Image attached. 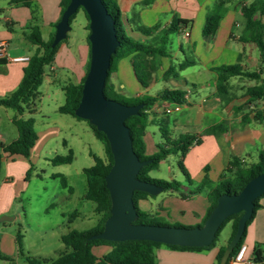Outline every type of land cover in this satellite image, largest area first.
Returning a JSON list of instances; mask_svg holds the SVG:
<instances>
[{
    "label": "crops",
    "instance_id": "1",
    "mask_svg": "<svg viewBox=\"0 0 264 264\" xmlns=\"http://www.w3.org/2000/svg\"><path fill=\"white\" fill-rule=\"evenodd\" d=\"M60 1L31 0V6L28 7L12 3L10 0H0V41L7 43L8 56H30L35 51L36 45L25 38V34H28L35 24L39 28L42 40L50 39L61 16ZM221 1L148 0L145 4L144 0H116L126 33L144 43L156 42L161 30L168 27L173 17L186 20L187 23L177 31L184 42L180 40L176 50L168 47L169 56L161 57L160 65L155 70L148 68L147 65L143 66L150 72L146 87H142L133 75L131 55L119 59L115 70L109 76V83L113 89L125 90L130 100L156 95L163 89L188 91L186 102L176 111L165 113L163 107L166 102L158 101L148 108V123L143 136L145 154H153L157 150V144L162 141L161 124L169 131L171 137L183 133L195 134L201 142L189 147L182 157L183 164L190 177L199 179L207 175L212 184L224 174L225 167L233 157L240 159L244 164L253 163L258 160L259 152L264 150V120L252 119L255 110L264 108V99L250 102L245 94L247 87L264 80V63L259 50L253 43L242 38L245 24L242 7L249 5L253 0H229L223 4ZM211 12L221 15L218 27L213 36H204L202 27L206 15ZM255 17L258 18V15ZM138 24L158 28L151 35H144L135 29ZM184 28L188 31V36L183 34ZM186 57L194 59L196 63L181 70L177 69V65ZM88 59L87 37L74 43H70L69 38L60 42L50 63L53 69L50 70L47 65L44 70L41 83L44 89L40 91V98L31 114L34 117L37 138L30 148L28 157L0 152V216L12 214L11 219H0V253L7 252L13 255L17 250L15 238L18 228L15 222L19 214L12 210L20 195L26 190L19 186V182L22 183L29 164L34 165L42 158L50 162L55 155L48 157L47 154L52 144L58 140H61L63 147L67 151L71 150L73 154V145L78 142L79 131L85 132V120L60 113L58 107L65 102L63 88L69 83L80 82L85 74ZM234 63H239L248 70L260 71V80L230 77L228 80L230 96L220 98L216 95L217 75L212 68ZM25 65L26 62L11 61L8 57L0 59V98L17 87ZM170 65L174 66L176 74L165 76L164 72ZM50 92L54 96L53 103L44 108V97H50ZM23 115L26 117L29 114ZM13 116L12 109L0 105V144H7L17 137ZM155 129L159 131V135L155 134ZM64 132L69 134L70 139L64 138ZM91 133L94 136L92 131ZM175 155L179 158L178 154ZM162 161H166V157L160 162ZM66 164L68 163L52 164L55 170L49 172L48 176L53 178L51 174H62L71 190L67 187L62 188L67 190V195H72L74 187L66 172L62 171L63 165ZM147 200L148 198L142 199ZM209 204L210 202L204 208L203 217ZM259 204L260 207L246 229L244 243L248 247V254H251L256 243L264 244V195L259 199ZM9 221L10 223H5ZM6 244L11 251H5ZM162 245L154 249L156 264L160 262L215 264L216 254L220 248V245L215 244L208 250L196 251ZM108 250L107 245L92 248L95 255H102ZM1 264L26 262L14 258L2 261Z\"/></svg>",
    "mask_w": 264,
    "mask_h": 264
},
{
    "label": "trees",
    "instance_id": "2",
    "mask_svg": "<svg viewBox=\"0 0 264 264\" xmlns=\"http://www.w3.org/2000/svg\"><path fill=\"white\" fill-rule=\"evenodd\" d=\"M10 1L15 4H21L28 7L31 6V0ZM101 1L107 8V11L112 18L116 37L119 41L114 53L110 58V65L103 88L105 96L108 97L109 93L115 92L112 85L109 83V76L111 72L115 70L117 61L128 55L133 57L132 68L136 80L142 87H146L150 78V72H147L143 66L147 65L148 68L155 70L160 65V58L169 56V34L172 32H177L179 29L185 27L187 21L173 17L168 27L161 30L156 42L144 43L134 39L126 33L116 0ZM227 1L229 0H222L221 3L223 4ZM68 2L69 0L60 1L61 13L65 9ZM147 2L148 0H144L145 4ZM80 8L81 7L77 8V10L70 16L69 24H71L72 19ZM81 9L83 10V8ZM242 14L245 19L242 38L244 41L251 42L257 47L260 53V58L264 63V20H261V18L264 19V0H253L249 5L243 6ZM256 15H258V18L255 17ZM85 16L87 18L86 13ZM220 16V13L212 12L206 15L202 27V34L204 36H213L215 34ZM86 27L89 29L88 23ZM157 28V26L145 27L138 24L135 29L144 35H151L152 32ZM25 38L32 44L36 45V49L29 56V60L24 66L23 76L17 87L6 96L0 98V105L10 108L14 111L12 121L17 129V137L7 144H0V152L7 153L9 155H21L28 157L30 148L33 146L37 138L34 127V117L31 114L33 113L40 98V91L38 88L43 80L44 67L52 62L60 42L64 41L67 36L56 45L51 47L50 44L52 42L53 35L49 40L43 41L39 28L35 24L31 27L30 32L25 34ZM195 63L196 61L194 59L186 57L181 63L177 65V69L181 70ZM88 65L89 59L86 64L85 74L87 72ZM212 69L217 75L216 95L220 98L230 96V85L228 83L230 77L240 76L251 80H260V71L248 70L239 63L224 64L215 66ZM85 74L79 83H69L63 88L65 102L63 105L58 107V111L60 113H67L78 119H81L74 114V109L76 108L80 99L81 88ZM172 74H176V69L174 66L170 65L164 72V75L168 76ZM184 93L185 91L182 89H163L156 95H146L140 98H135L130 102L123 100L118 101L125 104L142 103V107L139 109V114L128 116L124 121L125 125L129 129L132 147L135 154L140 160L148 161L140 168L137 173V177L144 181L156 183L163 187L162 190L175 193L183 199L200 193L205 187L208 188V198L210 204L203 217L204 221L205 217L215 205L216 198L219 194L224 192L229 194L238 192L249 179L264 171V150L259 152L258 160L256 162L250 163L248 165L244 164L242 161H240V159L233 157L225 167L224 174L220 176L219 180L215 184H212L208 176L204 175L201 182L196 185L193 183V180L191 179L190 174L188 173L182 161V157L188 151L189 147L193 144H199L201 142L200 138H198L195 134L183 133L176 137H171L169 131L163 128V125L161 124L160 132L162 141L157 144V150L153 154L146 155L143 136L148 123V108L157 101L183 104L186 102L183 97ZM245 94L249 97L250 102L258 99H264V80H261L253 86L247 87L245 89ZM24 113H28L29 115L24 117ZM245 119L246 116L243 117V120ZM252 119L256 121H263L264 108L255 110ZM85 121L92 130L94 136L103 143L105 151L106 158L90 152V155L93 159V164L89 167L83 168V173L86 177V192L84 197L95 203L94 211L98 214H101V217L99 218L98 222L89 229H70L66 233L62 234L60 241L63 244V249L55 258L40 259L24 254L22 244L23 235L18 229L15 238L17 252L23 257L26 264H156L154 249L163 243L150 240L109 241L94 237L95 234L102 230L104 220L109 215L110 198L108 190L105 187L104 176L112 164V156L105 135L101 131H98L87 120ZM170 154L179 155L177 166L184 176V179L187 181L188 186H183L175 180L166 181L164 179L151 178L148 176V173L151 170L156 169L159 162ZM72 158V151L69 150L66 155H55L50 159V162L54 165L65 164L70 163ZM204 170H206V168H204ZM227 173L233 177V180L224 178ZM51 177L59 178L62 187H67L69 190H71L62 174H51ZM263 195L264 193L254 200L252 215L246 221L242 236L233 248L225 264H229L231 257L237 252L239 246L244 242L247 226L253 219L256 210L260 207L259 199ZM149 196V194L143 191L133 192L132 199L138 214L134 222L144 224H165L163 221H161L160 217L157 216V212L151 213L150 211L141 210L138 207V201L146 199ZM75 214L76 212L70 213L68 217L70 218ZM240 215L241 212L228 216L217 231L215 239L207 246L189 247L179 245H164L180 250H208L215 246L216 238L221 228L228 221L231 222V234L227 242L232 238ZM175 225L181 226L179 224ZM226 244L220 246L216 254L215 264H219V258ZM99 245H107L109 246V250L102 255H95L92 252V248ZM251 256L254 264H264V244L256 243L252 247ZM0 257L8 259L9 261L11 259L7 256L0 255Z\"/></svg>",
    "mask_w": 264,
    "mask_h": 264
},
{
    "label": "water",
    "instance_id": "3",
    "mask_svg": "<svg viewBox=\"0 0 264 264\" xmlns=\"http://www.w3.org/2000/svg\"><path fill=\"white\" fill-rule=\"evenodd\" d=\"M83 8L88 18L89 65L74 114L101 131L108 142L112 164L104 176L110 198L109 215L94 237L109 241L150 240L166 245L207 246L216 237L225 219L241 212L232 238L227 242L219 264H225L253 212L254 200L264 193V171L249 179L236 193H221L201 225L176 226L135 223L138 214L132 199L134 191L156 195L163 187L137 177L147 160L135 154L129 129L124 121L139 114L142 103L125 104L105 96L103 88L111 55L119 41L112 18L101 0H69L55 24L51 47L63 40L70 30L69 18ZM2 219H9L4 217Z\"/></svg>",
    "mask_w": 264,
    "mask_h": 264
},
{
    "label": "rangeland",
    "instance_id": "4",
    "mask_svg": "<svg viewBox=\"0 0 264 264\" xmlns=\"http://www.w3.org/2000/svg\"><path fill=\"white\" fill-rule=\"evenodd\" d=\"M87 23L88 20L85 13L80 8L72 19L70 30L67 33V38H69L70 43L87 37L89 31L86 27ZM180 40L183 41V38L177 32L170 33L168 47L176 50ZM44 70H46V66ZM42 88L44 89L42 85L39 86V91ZM49 94L50 97H44V108H48L53 103L54 96L52 92ZM108 97L126 102L131 101L125 90L109 93ZM84 124L86 126L85 132L82 133L79 131L78 142L73 145V158L70 163L63 165L64 167L62 169V171L66 172L70 183L74 187L72 195H67V190L62 188L59 179H53L48 176V173L54 171L55 167L43 158L34 163V165L32 163L29 164L26 169V174H24L21 180L22 183L19 182V186L22 189L26 188V190L20 195L12 212L19 214L15 226H17L23 235L22 244L24 254L40 259L55 258L63 249V244L60 241L62 234L70 229H89L101 217V214L94 211L95 203L84 197L86 192V177L82 169L93 164V159L88 154L89 151L106 158L105 151L103 143L92 135V130L86 121H84ZM154 132L156 135H159L157 129ZM63 135L65 139H70L67 132H64ZM149 138L151 139L152 137L149 136ZM50 151L47 154L48 157L53 155H66L68 153L66 148L63 147L61 140L52 144ZM177 160V155H168L166 161L159 162L157 168L151 170L148 176L166 181L175 180L183 186H188L187 181L177 166ZM250 163H247V165ZM192 173L195 172L192 171ZM224 178L233 180V177L229 173ZM191 179L195 185L202 180V178L192 177ZM208 202V188L206 187L200 193L191 195L185 199L175 193L162 190L156 195H150L147 201L139 200L138 207L141 210L150 211L151 213L157 212V216L167 225L179 224L181 226H195L203 223V211L207 207ZM73 212H76V214L69 218L68 215ZM4 217L11 219L12 214L9 216H0V219ZM5 223H10V221ZM230 234L231 222L228 221L221 228L216 238V245H225ZM13 244L12 242V247ZM9 249L6 244L5 251ZM0 255L7 256L11 258L10 260L14 258L24 260L18 254L17 250L14 251L13 255L7 252H1ZM5 260L9 261L8 259L0 257V264L2 261L5 262Z\"/></svg>",
    "mask_w": 264,
    "mask_h": 264
},
{
    "label": "built area",
    "instance_id": "5",
    "mask_svg": "<svg viewBox=\"0 0 264 264\" xmlns=\"http://www.w3.org/2000/svg\"><path fill=\"white\" fill-rule=\"evenodd\" d=\"M183 34L185 36H188L189 33L184 28ZM8 57L11 61L15 62H27L29 60V56L27 55H19V56H8L7 55V43L4 41H0V59ZM49 69L52 70L53 67L51 64H49ZM184 99L186 100L188 97V91H185L183 95ZM181 104L175 103V102H170L166 103V105L163 107V111L165 113H170L172 111H176L179 109ZM251 254H248V247L247 245L243 242L237 252L231 257L230 263H241V264H254V261L251 259Z\"/></svg>",
    "mask_w": 264,
    "mask_h": 264
}]
</instances>
